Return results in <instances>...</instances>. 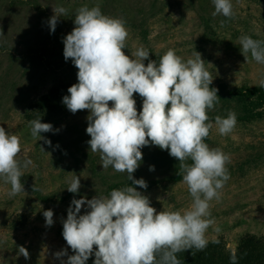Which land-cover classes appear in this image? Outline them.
Returning a JSON list of instances; mask_svg holds the SVG:
<instances>
[{
  "label": "rangeland",
  "instance_id": "374dc122",
  "mask_svg": "<svg viewBox=\"0 0 264 264\" xmlns=\"http://www.w3.org/2000/svg\"><path fill=\"white\" fill-rule=\"evenodd\" d=\"M96 4L103 14L126 21L127 55L142 46L150 54L161 56L172 49L186 60L198 51L213 74L212 83L223 81L230 88L258 85L264 77V64L257 63L250 54L246 60L239 44L242 35L264 37V0H232V19L213 17L212 0H0V127L19 137L22 152L18 159H31L34 165L22 169L25 192L18 195L10 197L11 185L0 178V264H61L56 252L66 249L67 255L74 254L62 235L71 200H58L69 192L70 178H80L78 199L107 197L110 185L127 179L126 173L112 167L102 169L99 153L90 150L87 141L91 137L86 132L88 110L75 114L69 111L45 121L52 124L53 131L41 136L51 145L31 136L25 116L30 102L45 94L55 77L77 76L73 63L58 65L59 55L46 58L54 70L44 61L30 59L35 54L29 52L30 48L51 44L48 21L54 15L53 8L69 9L68 16L58 18L54 32L64 38L75 27V10ZM221 20H225L224 27H220ZM134 99L139 112L143 98L134 94ZM211 122L213 128L206 143L230 155L231 163L227 165L230 179L220 190V199L210 202L211 218L221 232L210 227L206 237L221 240L234 251L240 236H264V118L252 122L237 120L228 136H221L215 122ZM153 148L150 145L141 149L143 159L133 176L155 183L137 190L149 197L157 212L187 209L191 204L187 186L182 179H168L174 170L171 164L147 158ZM150 165H154V171L149 170ZM38 194L51 200L44 202ZM48 209L54 212L51 227L46 226L43 215ZM85 210L86 205L81 212ZM19 217L22 223L15 228L11 220ZM19 246L28 249L29 259L18 254ZM94 260L93 253L86 264H93Z\"/></svg>",
  "mask_w": 264,
  "mask_h": 264
},
{
  "label": "clouds",
  "instance_id": "9594fccd",
  "mask_svg": "<svg viewBox=\"0 0 264 264\" xmlns=\"http://www.w3.org/2000/svg\"><path fill=\"white\" fill-rule=\"evenodd\" d=\"M212 3L213 17L234 18L232 0ZM75 11V27L63 38V55L78 69V82L68 88L62 103L73 114L89 111L86 132L91 137L87 141L90 150L99 153L102 169L112 167L126 173L132 183L113 189L107 197L73 198L62 235L74 254L67 255L63 249L55 256L61 264H86L93 253V264H181L178 253L199 252L208 246L210 227L221 232L211 218L210 202L220 199V190L230 179V155L205 143L213 128L208 112L221 99L218 89L210 88L213 74L198 51L185 60L169 49L159 62L150 59V51L142 46L127 55L129 31L123 18L103 14L99 4ZM53 12L48 21L50 33L55 32L59 17L68 16L69 9L58 6ZM224 26L225 20H221L220 27ZM239 44L246 60L250 54L264 64V40L242 35ZM259 86L264 87V77ZM134 94L143 98L139 112ZM236 124L234 111L226 118L215 117L221 136L232 133ZM29 126L37 141L45 139L41 133L53 131L52 124L41 122V118L29 121ZM45 143L51 145L50 140ZM150 145L167 150L179 162V174L191 197L187 209L157 212L149 197L137 190L136 186L148 187L133 173L143 159L141 149ZM21 152L19 137L0 127V178L11 185L10 197L25 192L22 169L34 166L31 159H18ZM149 170L154 171V165ZM80 187L79 176L71 177L67 190L77 193ZM85 205L87 210L80 214ZM43 215L46 226L51 227L53 210H45ZM18 254L30 258L24 246H19ZM237 259L232 252L231 264H237Z\"/></svg>",
  "mask_w": 264,
  "mask_h": 264
},
{
  "label": "trees",
  "instance_id": "16d2710c",
  "mask_svg": "<svg viewBox=\"0 0 264 264\" xmlns=\"http://www.w3.org/2000/svg\"><path fill=\"white\" fill-rule=\"evenodd\" d=\"M253 39L264 40V37L257 36L255 34H249ZM51 44L48 46L47 43L40 45V48H30L29 52L35 54L30 57L31 61H44L52 70L54 67L51 66V62L46 58L60 57V64L72 63L71 59L65 60L63 51V37L56 33H51ZM33 49V50H32ZM31 53V55H32ZM162 56L160 53H151L150 59L159 62ZM145 65L148 61H144ZM57 66V65H56ZM59 67V66H58ZM77 76L69 78L66 76H59L54 78V83L50 86L48 91L35 98L30 102V105L26 108L25 116L28 121L41 118V122L58 117L60 115H66L69 110L62 103V98L68 95V88L77 83ZM217 88V95L221 98L215 108L208 112L210 120L215 122L217 115L222 118H226L227 113L231 110L236 113L237 120L244 122H252L264 118V87L258 85L253 86H241V87H228L223 81H218L215 84H211L210 88ZM208 138L205 139V143ZM150 157L153 161L161 159L166 164H171L173 167V174L168 177L170 181H178L182 179V175L179 174V162L169 155L167 150H161L159 147L149 150L147 152V158ZM166 157H169L168 159ZM170 159V160H169ZM191 163V161H189ZM135 179H140L134 177ZM148 187L152 186L155 181L146 180ZM132 182L125 179L121 182H116L107 188V191L111 193L113 189H121L129 186ZM135 186V185H133ZM137 189H141L136 186ZM147 187V188H148ZM39 195V194H38ZM44 202L50 201L51 199L47 196L39 197ZM78 199L77 193L68 192L61 196L58 200L60 202ZM86 211V210H85ZM80 214H84V212ZM20 217L15 220H11L12 226L17 227L22 223ZM20 223V224H19ZM217 240V239H215ZM214 240H209L208 246L203 251L189 250L178 253V259L181 264H231L230 255L235 252L238 259L237 264H264V236H256L255 234H246L240 236L237 240L235 250L232 251L226 247L224 242L218 240L219 243H212ZM95 249V246H94Z\"/></svg>",
  "mask_w": 264,
  "mask_h": 264
}]
</instances>
